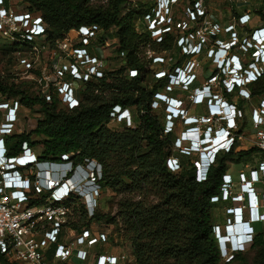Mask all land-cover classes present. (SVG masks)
Returning a JSON list of instances; mask_svg holds the SVG:
<instances>
[{
	"label": "built area",
	"instance_id": "built-area-1",
	"mask_svg": "<svg viewBox=\"0 0 264 264\" xmlns=\"http://www.w3.org/2000/svg\"><path fill=\"white\" fill-rule=\"evenodd\" d=\"M155 1L157 7L144 15V22L151 37L160 42L164 32L173 31L171 7L179 0ZM198 3L194 4L195 11L188 7V15L193 20L198 15L206 16ZM250 19V14L244 13L239 17V23L248 24ZM176 27L180 33L177 46L182 53L195 57L207 49L208 39L220 32L217 23L211 26L217 32L214 30L209 34L203 23L187 34L185 32L190 28L187 21L178 22ZM232 27L228 32L233 30ZM232 35V41L224 43L218 39L220 43L210 48L211 56H216L214 63L218 73L207 77L199 86L196 84L200 62L193 59L176 67L173 73L163 68L154 71L158 79L169 77L165 92L191 91L188 100L162 92L156 93L155 99L166 105L165 135L173 132L176 125H183L184 129L173 143V151L196 156L194 166L198 182L207 178L219 154L244 139L242 120L245 111L238 107L237 101L225 99L223 92H237L239 98L252 101L249 84L264 73V27L252 32L254 43L249 45L255 49L253 60L247 65L239 55L229 54L239 41L235 32ZM0 37L15 48L17 62L28 80L33 82L35 92L47 102L56 96L60 105L69 110L80 105L87 82L105 75L109 62L106 49L115 47L118 57L126 62V52H117L112 29L102 32L80 26L66 37L52 38L41 14L27 9L18 11L10 0H0ZM219 50L221 53L217 56ZM147 59L157 65L172 60L166 52L149 54ZM127 75L136 77L138 70L130 68ZM190 104L205 105L207 113L191 115ZM256 104L250 114L253 143L264 155V95ZM22 109L19 98L0 95V254L20 264H66L73 257L88 262L92 249L107 242L109 236L91 227L80 232L69 228L71 210L68 203L72 198H81L88 215L93 216L102 190L98 182L102 177V166L93 159L76 164L72 159L74 154H63L59 160H41L40 154L28 142L22 143L17 155H9L7 138L23 132L18 128ZM109 115L113 122H123L126 127L135 125V115L129 107L115 105ZM167 166L172 172L178 171L180 159L176 155L170 156ZM218 198L230 203L227 209L230 218L224 228L229 230L249 221L248 241L253 242L256 225L264 224V159L255 168L245 165L237 179L227 172ZM220 231L221 228L216 226V236L220 237ZM71 234L74 237L70 240ZM54 245L50 261L47 256ZM124 259L125 255L97 253L94 264H120Z\"/></svg>",
	"mask_w": 264,
	"mask_h": 264
},
{
	"label": "trees",
	"instance_id": "trees-1",
	"mask_svg": "<svg viewBox=\"0 0 264 264\" xmlns=\"http://www.w3.org/2000/svg\"><path fill=\"white\" fill-rule=\"evenodd\" d=\"M131 1L108 0L104 6L92 7L89 0H27V10L44 17L52 38L66 37L80 26H89L102 32L114 28L117 52H126V64L117 71L107 69L102 78L87 82L81 93L80 105L72 110L61 106L56 96L47 102L36 92L31 94L27 89L5 83L0 78V95L17 97L27 108L39 106L43 114L33 130L7 138L9 155H17L22 143L28 142L34 149L35 146L41 149V160H59L63 154H74L72 159L76 164L83 163L85 159L98 161L102 166V177L98 181L102 188L101 194L106 190L130 193V197H122L119 201L118 218L108 219V223L117 225L120 221L124 226L134 255L132 264H232L234 261L264 264V230L257 229L251 244V247L258 249L254 260L246 262L245 254L240 251L232 254L233 260L225 262L215 227L219 226L223 234L225 228L224 225L216 224L214 216L215 208L230 204L218 198L223 176L230 164L246 161L261 152L255 146L247 150H235L236 143L218 155L207 178L201 182L196 180V156L177 153L180 169L175 172L169 170L167 159L173 155L178 125L173 132L165 135V110H157L153 106L155 101L160 105L155 94L165 90L169 77L156 78L149 69L152 60L139 56V47L142 42L151 40L152 49L159 54L177 49L179 58L169 69L172 73L192 56L182 53L177 46L176 25L183 21L181 18L175 16L173 31L164 32L161 41L157 42L146 26L139 23L144 21L145 14L152 13V9L157 7L156 1L138 0L136 6L126 8L125 5ZM198 1L190 0L187 7L195 11L194 4ZM203 1L205 4L209 2ZM225 2L231 6L234 18L238 20L242 14L235 9L236 0ZM252 8V13L264 22V0H254ZM204 18L198 15L196 26L190 27L185 34L200 27ZM232 28L237 34V29ZM254 29H248V38ZM238 37L241 38L240 34ZM10 51L14 53L15 48L10 47ZM248 51L250 56L254 49ZM241 60L247 65L253 59L246 62L243 58ZM166 65L159 64L156 70ZM130 68L138 70L136 77L129 78L127 73L124 74ZM205 70L209 73L208 77L218 73L216 68L208 65ZM30 89L34 90L33 87ZM249 90L252 101L258 103L264 95V73L249 84ZM178 93L179 90H174L172 94ZM223 94L226 99L233 101L237 92ZM244 103L245 100L238 98L239 108L243 109ZM115 105L132 109L135 115L133 127H126L125 123L119 121H115L119 122L116 125L112 123L109 114ZM263 159L264 155L258 162L245 165L255 168ZM132 193L140 199L131 196ZM151 196L157 201L150 200ZM68 205L71 216L77 219L70 216L67 225L78 232L90 228L91 220L103 218L96 208L88 220L86 206L79 197L72 198ZM55 247L52 246L48 253L50 261ZM0 264L20 263L0 254Z\"/></svg>",
	"mask_w": 264,
	"mask_h": 264
},
{
	"label": "rangeland",
	"instance_id": "rangeland-1",
	"mask_svg": "<svg viewBox=\"0 0 264 264\" xmlns=\"http://www.w3.org/2000/svg\"><path fill=\"white\" fill-rule=\"evenodd\" d=\"M138 0H132L130 3H127L125 6L126 8L129 6H136V2ZM190 0H179L171 10L172 18L171 21L172 24L175 21V16H178L177 18H181V20L187 21L189 27H195V21L192 19L191 15H188V7ZM235 1V0H234ZM13 7L17 8L18 11L26 10L29 6L27 0H10ZM108 3V0H89V5L92 7H98V6H104ZM201 4V7L203 10H205L206 16L204 18L203 26L208 27L207 33L210 32H217L216 29H211V26L214 23H217V27L219 28L220 32H217L218 35L214 38L208 39V44L206 45L207 51L205 53L200 54V56H192V58L196 62H200V69L198 71L199 79L197 86L201 85L203 82H205L206 78L208 77L209 73L205 70V66H210V68H215V54L211 56L210 48L214 47L216 43H220L217 40H221L224 43L230 42L234 39L232 33L234 32V29L231 30V32H228V29L231 28V26H234L238 33V39L237 46L234 48V53L239 55L241 58H243L246 62V60L250 61L253 56L250 54L248 49L254 48L250 47L249 43H252L251 40L252 34L250 38L247 36L249 35L248 29L250 28H258L260 26H264V22L261 21L255 14H253V4L254 0H236L235 2V9L240 13H249L251 16L250 23L241 25L239 23V19L236 20L234 18V14L232 11L231 6H229L225 0H209L206 4L203 0H199V3ZM200 6V5H199ZM207 6V7H206ZM208 9V13L206 12ZM177 19V20H178ZM141 25L143 27L146 26V23L144 21H140ZM247 25V26H246ZM210 27V28H209ZM114 28H112V33L114 34ZM255 30V29H254ZM179 35L180 33H176ZM244 38H248V40H244ZM254 43V42H253ZM245 45L248 49L241 46ZM227 46V45H225ZM254 46V45H253ZM10 45L8 43V40L5 38L0 37V78L5 82L9 83L10 85H15L16 87H19L23 90H28L31 94L32 92H35V89L32 90L30 88H34L33 82L28 80L27 75L23 72L22 66L19 62H17V58L13 52L10 51ZM255 49V48H254ZM231 51H229L230 54ZM157 53L152 49V41H144L140 44L139 47V56L143 57L144 59H147V56L149 54ZM221 51L219 50L216 55L219 56ZM106 57L109 58L108 62V70L109 71H117L120 68L124 67L126 62L123 59H120L118 55L116 54L115 47H110L109 49H106L105 51ZM159 54V53H157ZM163 54V53H162ZM167 56L171 57L172 60L169 62H166V67H161L165 69L166 71H169L171 66L177 61V58H179L178 50L167 52ZM229 62V60H227ZM158 65L153 64L152 62L149 63V69L154 71L157 69ZM127 73V70L124 74ZM218 87V86H216ZM218 91L219 87L217 88ZM162 93H167L168 95H173L170 92H165V90L162 91ZM108 94V92H106ZM191 94V91H179L177 94L178 97H184V100H188V96ZM14 97V96H11ZM238 94H236L233 98V101H238ZM226 99V98H225ZM257 104L253 101H245L243 105V109L245 111V117L242 120V132L245 137V141L243 142L240 140L235 145V150H247L251 149L254 146L253 140V129L250 121V114L251 110L256 106ZM153 106L157 110L164 109L166 113V105H164L163 102H160V105H158V102L155 101ZM161 108V109H160ZM188 109L191 115H201L204 113H207V107L205 105H188ZM42 112L39 106H36L34 108H27L23 106L22 112L20 114V121L18 123V128L22 130L23 132H29L33 130L36 126L38 121L42 118ZM114 125L118 124L119 122H113ZM184 127L179 124L178 133H180L181 130H183ZM36 141H38L36 139ZM35 150L40 153L41 149L38 146H35ZM177 152L173 151V155H176ZM263 157L262 153H258L256 156L249 158L246 161L242 162H232L229 166L228 172L233 176V178L238 177V173L240 170L244 169L245 164H253L258 162ZM259 189H262L261 186L258 187ZM135 193H132L131 196H133ZM135 196V195H134ZM122 197H130L129 192H111L110 190H106L103 194H100L96 208L98 210V213L100 216H103L101 220L93 219L89 222V227H91L96 232H105L109 236V240L105 243H102L101 246L99 245L96 247V251L102 250H108L113 253H116L117 255H125V259L121 262V264H132L134 262V255L132 252L130 241L128 240V236L126 235V231L124 229V226H122L121 222L118 221L117 225H113L108 223V219L111 220L112 218H118V204ZM136 199H140V197L135 196ZM150 200L157 201V199L153 196H151ZM230 206V204L225 205L221 204L219 207L214 209V216L216 220V224H219L221 226L228 223V218H230V214L227 213V209ZM96 211V209H95ZM72 219L76 220L77 218L75 216H71ZM92 217V216H91ZM89 215L87 216L88 220L91 218ZM255 229L257 230H264V224H258L256 225ZM76 233V232H75ZM73 234H71V239H73ZM106 244V245H105ZM250 243L244 251H241L246 256V262L251 263L254 258L257 255L258 249L251 247ZM233 257L232 254H227L226 257H223V260L226 262ZM72 264H80L77 260H73L71 262ZM70 264V263H68ZM232 264H243L241 261H234Z\"/></svg>",
	"mask_w": 264,
	"mask_h": 264
},
{
	"label": "clouds",
	"instance_id": "clouds-1",
	"mask_svg": "<svg viewBox=\"0 0 264 264\" xmlns=\"http://www.w3.org/2000/svg\"><path fill=\"white\" fill-rule=\"evenodd\" d=\"M221 149H218V151ZM210 162V161H209ZM206 164V162H204ZM206 166V165H205ZM213 166V165H212ZM211 168V167H210ZM251 227L249 221H245L242 228L237 232L234 231V235L230 234V231L225 228L224 234L220 231V237L218 238L221 255L226 257L227 254H234L240 251H244L245 248L252 242L248 241V229ZM245 246V247H244Z\"/></svg>",
	"mask_w": 264,
	"mask_h": 264
},
{
	"label": "crops",
	"instance_id": "crops-1",
	"mask_svg": "<svg viewBox=\"0 0 264 264\" xmlns=\"http://www.w3.org/2000/svg\"><path fill=\"white\" fill-rule=\"evenodd\" d=\"M174 96H176V97H178V95H174ZM178 129H179V124H178V126H177V129H176V133H177V135H178ZM243 142L245 141V137H244V139L242 140ZM231 165V164H230ZM235 234V233H234ZM106 245V244H105ZM101 246V245H100ZM99 246V247H100ZM97 247V246H96ZM96 247L94 248V249H92V252L90 253V255H89V260H88V262H81V261H78L75 257H73V258H71L70 259V261H69V263L70 264H72L71 262H73V260H77L80 264H94V262H95V257H96V255H97V253L98 254H100V253H108V254H110V255H117L116 253H113V252H111V251H108V250H102V249H100L99 251H96ZM121 264V263H120Z\"/></svg>",
	"mask_w": 264,
	"mask_h": 264
},
{
	"label": "bare ground",
	"instance_id": "bare-ground-1",
	"mask_svg": "<svg viewBox=\"0 0 264 264\" xmlns=\"http://www.w3.org/2000/svg\"><path fill=\"white\" fill-rule=\"evenodd\" d=\"M242 228V226L239 224V225H236V226H234V227H231V228H229V231H230V234L232 235H234V231H239L240 229Z\"/></svg>",
	"mask_w": 264,
	"mask_h": 264
}]
</instances>
